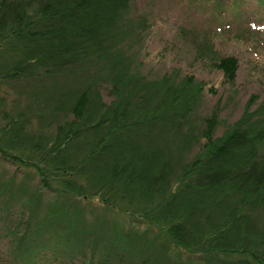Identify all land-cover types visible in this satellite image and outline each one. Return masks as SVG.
<instances>
[{
    "label": "trees",
    "instance_id": "obj_1",
    "mask_svg": "<svg viewBox=\"0 0 264 264\" xmlns=\"http://www.w3.org/2000/svg\"><path fill=\"white\" fill-rule=\"evenodd\" d=\"M131 3L0 0V80L39 81L100 66L122 36L119 22ZM216 65L235 81L237 58L222 57ZM107 68L109 99L95 81L64 86L39 112L31 105L2 111L0 159L34 168L39 179L24 182L27 194L19 195L18 203L24 222L12 229L14 243L25 245L23 264H33L31 251L40 247L29 233L37 238L46 229L65 245L87 249L93 240L85 232L87 206L80 199L92 198L157 228L160 236L208 264H264V226L256 219L264 211V102L251 110L249 101L242 117L220 136H215L217 115L207 117L204 152L181 162L166 133L183 134L200 84L193 76L178 82L169 74L139 77L129 64L118 70L109 62ZM45 113L55 126L43 122ZM15 172L10 181L18 177ZM44 193L62 198L61 206L55 200L45 211ZM80 207V217L70 214ZM101 243L113 245L111 238L96 237L88 264H114L98 250ZM114 253L122 257L115 264L124 259L121 251Z\"/></svg>",
    "mask_w": 264,
    "mask_h": 264
},
{
    "label": "rangeland",
    "instance_id": "obj_2",
    "mask_svg": "<svg viewBox=\"0 0 264 264\" xmlns=\"http://www.w3.org/2000/svg\"><path fill=\"white\" fill-rule=\"evenodd\" d=\"M119 23L118 32L122 31V36L117 35L118 41L100 66L68 69L61 76L39 81L0 80V124L5 121L2 111L10 113L16 106L31 105L39 112L45 109L44 105H51L54 95L64 86L97 81L105 100L109 99V62L118 70L129 64L139 77L169 74L178 82L193 76L203 88L196 109L184 123L182 135L170 131L165 139L181 162H189L204 152L202 132L207 117L217 115L215 136H220L242 117L249 101L251 110L264 102V6L259 0H132L131 8ZM226 56H234L238 61L233 82L216 65ZM32 119L34 127H38L39 120L34 116ZM44 119L43 122L53 126L57 123L48 113ZM261 154L264 157V143ZM180 169L179 164L177 173ZM15 170L18 177L10 181ZM32 175L34 178L28 180ZM34 179L37 184L34 168L0 159V264H23L25 245L14 243L12 229L18 221L24 222L19 219L24 212L18 204L19 195L27 194L24 182L29 184ZM18 190L20 193L15 197L10 194ZM54 196L44 193L41 197L45 211L55 200L61 206L62 198ZM80 201L87 206L85 215L90 227L85 232L87 236L91 234L92 244L84 249L75 243L73 248L65 245L63 239H56L50 230H44L37 238L29 233V238L40 244L31 251L33 264H88L96 237L111 238L113 245L101 243L98 250L105 252L104 258L114 264L122 258L114 253L117 250L124 259L116 264H208L160 236L157 228L133 221L117 210L103 208L97 199ZM11 204L16 207H10ZM82 210L80 207L70 214L80 217ZM256 219L264 226V211L257 212ZM75 227L71 225L72 229Z\"/></svg>",
    "mask_w": 264,
    "mask_h": 264
}]
</instances>
